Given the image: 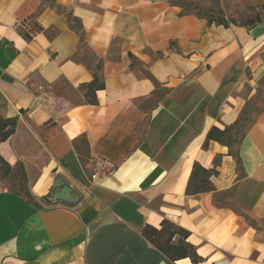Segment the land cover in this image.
<instances>
[{"label":"crops","instance_id":"obj_1","mask_svg":"<svg viewBox=\"0 0 264 264\" xmlns=\"http://www.w3.org/2000/svg\"><path fill=\"white\" fill-rule=\"evenodd\" d=\"M32 23L44 31L27 41ZM263 78L264 17L225 28L171 0H0V119L15 121L0 156L33 200L0 182V264H181L144 235L164 220L199 264H264V103L233 149L205 147ZM101 159L116 170L93 180ZM195 163L217 164L214 192L186 194ZM56 177L76 203L51 197Z\"/></svg>","mask_w":264,"mask_h":264},{"label":"trees","instance_id":"obj_2","mask_svg":"<svg viewBox=\"0 0 264 264\" xmlns=\"http://www.w3.org/2000/svg\"><path fill=\"white\" fill-rule=\"evenodd\" d=\"M199 17V16H198ZM202 18V17H200ZM262 18H257L255 20L250 21L246 27L253 26L254 24L260 22ZM209 24H216L218 26H223L225 28L230 27V25L225 21V19L220 15L219 19H211L208 21ZM19 33L26 39L27 41H31L33 39V35L43 32L44 29L39 26L37 23H32V31L26 32L23 29H18ZM94 59V58H93ZM132 65H135L133 62ZM102 69L101 64H97L94 70V79L91 83L84 85L81 89L84 91V97L86 102L89 104H97L96 92L98 90H102L105 87L103 80L99 75V71ZM243 115V112H242ZM241 115V116H242ZM240 121L235 122L233 125L226 127L224 130H221L217 127H213L207 136V142L205 147L208 145L210 141H216L228 148L233 149L235 144L238 142L240 136L236 135L235 137H227L231 135L233 130L240 125ZM8 123H10V129L4 133L2 131L7 127ZM15 129V121H4L0 119V143L7 140V138L13 134ZM96 163V162H95ZM217 163V162H216ZM95 167V165H94ZM4 170L5 174L16 172L20 176V184L23 186L24 191L15 189L14 183L16 181V177H9L8 182L11 183V187H6L8 190L19 192L22 196L26 197L28 200L33 201L31 195L27 192V177L22 164H17L15 167H11L1 156H0V172ZM94 172V169H93ZM93 174V173H92ZM218 175L217 164L212 169H206L201 165L195 163L192 173L190 175V179L188 182L186 194L188 196H196L204 193L214 192V186L212 184L211 179ZM26 186V188H25ZM146 239L150 241L158 250H160L166 257H168L171 261L176 262L183 259H190L193 264H199L202 262V257H200L197 253L196 247L187 242L191 233L186 229L172 223L168 220H164L161 223V228L156 229L154 227H148L144 233ZM178 237L177 241H174L175 238Z\"/></svg>","mask_w":264,"mask_h":264},{"label":"rangeland","instance_id":"obj_3","mask_svg":"<svg viewBox=\"0 0 264 264\" xmlns=\"http://www.w3.org/2000/svg\"><path fill=\"white\" fill-rule=\"evenodd\" d=\"M171 2L180 7L184 14L196 15L207 21L210 18L219 19L220 15H222L230 26H246L250 21L264 17V0H171ZM83 58L93 61L92 64L95 67L96 63L89 52H86ZM245 92L249 96V100L241 116L240 125L233 130L231 135L226 136V138H233L238 134H243L254 122L256 115L262 111L264 103V78L253 87H247ZM4 174L5 171L2 170L0 172L2 187H11L8 178L16 177L13 187L17 190L24 191L23 186L19 182L20 176L16 172L9 173L8 175ZM177 240L178 237L174 241ZM190 262L193 264L191 260Z\"/></svg>","mask_w":264,"mask_h":264},{"label":"water","instance_id":"obj_4","mask_svg":"<svg viewBox=\"0 0 264 264\" xmlns=\"http://www.w3.org/2000/svg\"><path fill=\"white\" fill-rule=\"evenodd\" d=\"M51 197L66 204H74L78 201V195L74 194L72 189L60 177H56L54 180Z\"/></svg>","mask_w":264,"mask_h":264},{"label":"built area","instance_id":"obj_5","mask_svg":"<svg viewBox=\"0 0 264 264\" xmlns=\"http://www.w3.org/2000/svg\"><path fill=\"white\" fill-rule=\"evenodd\" d=\"M116 170V165L106 159L97 160L94 167V172L91 175L93 180L104 176L108 177L112 175Z\"/></svg>","mask_w":264,"mask_h":264},{"label":"bare ground","instance_id":"obj_6","mask_svg":"<svg viewBox=\"0 0 264 264\" xmlns=\"http://www.w3.org/2000/svg\"><path fill=\"white\" fill-rule=\"evenodd\" d=\"M47 185V183H45ZM181 264H186V263H189V260H185V261H180Z\"/></svg>","mask_w":264,"mask_h":264}]
</instances>
